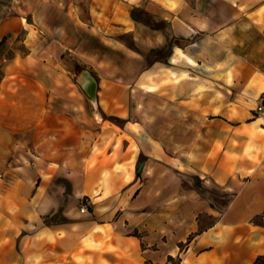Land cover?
<instances>
[{
    "label": "crops",
    "instance_id": "crops-1",
    "mask_svg": "<svg viewBox=\"0 0 264 264\" xmlns=\"http://www.w3.org/2000/svg\"><path fill=\"white\" fill-rule=\"evenodd\" d=\"M0 264L264 257V0H12ZM97 82L100 118L74 83Z\"/></svg>",
    "mask_w": 264,
    "mask_h": 264
},
{
    "label": "rangeland",
    "instance_id": "rangeland-1",
    "mask_svg": "<svg viewBox=\"0 0 264 264\" xmlns=\"http://www.w3.org/2000/svg\"><path fill=\"white\" fill-rule=\"evenodd\" d=\"M12 0H0V20L4 17L14 14L11 8ZM25 33L20 32L15 37L9 36L4 41L0 48V77L3 75V68L7 61H11L14 57L24 56L28 53L27 46L24 44ZM84 70H78L74 76V83L77 85L76 80L79 74ZM91 106V103H90ZM92 109V106H91ZM93 112V109H92Z\"/></svg>",
    "mask_w": 264,
    "mask_h": 264
},
{
    "label": "water",
    "instance_id": "water-1",
    "mask_svg": "<svg viewBox=\"0 0 264 264\" xmlns=\"http://www.w3.org/2000/svg\"><path fill=\"white\" fill-rule=\"evenodd\" d=\"M76 83L85 96L89 99L94 116L97 119L100 118L96 97L97 82L94 77L88 71L84 70L79 74Z\"/></svg>",
    "mask_w": 264,
    "mask_h": 264
},
{
    "label": "trees",
    "instance_id": "trees-1",
    "mask_svg": "<svg viewBox=\"0 0 264 264\" xmlns=\"http://www.w3.org/2000/svg\"><path fill=\"white\" fill-rule=\"evenodd\" d=\"M253 264H264V257L256 258V260Z\"/></svg>",
    "mask_w": 264,
    "mask_h": 264
},
{
    "label": "built area",
    "instance_id": "built-area-1",
    "mask_svg": "<svg viewBox=\"0 0 264 264\" xmlns=\"http://www.w3.org/2000/svg\"><path fill=\"white\" fill-rule=\"evenodd\" d=\"M261 109H264V105H262V106H260V107L258 108V110H261ZM263 220H264V218H263Z\"/></svg>",
    "mask_w": 264,
    "mask_h": 264
}]
</instances>
